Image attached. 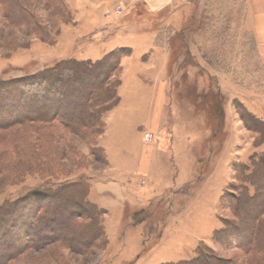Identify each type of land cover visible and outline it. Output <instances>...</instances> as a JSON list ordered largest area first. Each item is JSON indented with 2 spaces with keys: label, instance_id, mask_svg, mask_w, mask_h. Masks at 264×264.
I'll list each match as a JSON object with an SVG mask.
<instances>
[{
  "label": "rangeland",
  "instance_id": "374dc122",
  "mask_svg": "<svg viewBox=\"0 0 264 264\" xmlns=\"http://www.w3.org/2000/svg\"><path fill=\"white\" fill-rule=\"evenodd\" d=\"M9 1L22 6L27 21L8 18ZM246 6L245 0H0V80L36 74L63 59L97 61L116 48L132 50L122 57L120 102L104 114L102 134L88 128L72 132L55 117L0 130V161L5 162L0 204L39 185L83 181L90 185V202L103 211L106 235L82 249L69 233L76 243L69 247L59 233L71 213H49L67 203L46 204L45 212L35 216L41 201L34 198L35 209L17 210V217L30 223L13 219L16 248L0 234L5 239L2 264L176 263L194 258L201 242L225 260L247 264L239 244L221 246L213 239L223 222L250 227L227 200L221 204V197L233 201L236 192L229 187L241 184L239 168L264 155L261 133L251 129L239 109L264 122V57ZM150 33L152 39L141 37ZM53 37L54 43L48 41ZM165 51L161 84L155 60ZM82 82L68 88L77 95ZM214 100L224 113L218 135L212 129L219 125L210 109ZM155 117L159 123L162 118L158 129L151 126ZM15 144L24 149L23 156ZM5 149L15 153L7 155ZM147 151L151 161L145 172L139 162ZM4 157L15 167L8 168ZM36 158L45 164L27 169ZM43 215L63 224L46 229L50 242L35 246L28 237L21 246Z\"/></svg>",
  "mask_w": 264,
  "mask_h": 264
},
{
  "label": "trees",
  "instance_id": "16d2710c",
  "mask_svg": "<svg viewBox=\"0 0 264 264\" xmlns=\"http://www.w3.org/2000/svg\"><path fill=\"white\" fill-rule=\"evenodd\" d=\"M5 4H7L5 7L6 14L13 23L27 21L22 6H19L15 1H9V4ZM42 36L46 37L45 35ZM48 41L54 43L55 39L53 37ZM130 53H132L130 48L121 47L116 48L97 61L77 60L76 58L63 59L55 62L52 67L36 74L16 79L0 80L1 116L5 117L6 110L10 108L9 118L1 119L2 117H0V130L5 129L14 122L21 124L30 122L49 123L55 117L67 123V128L72 132L88 128V130L95 129L94 132L97 131L102 134L105 129L104 114L120 102L118 88L121 85V79L118 77V73L122 71V57ZM112 77H115V79L110 80ZM83 80L84 82H82ZM77 82L85 83V86L76 95L72 93L68 85L70 83H72V86L77 85ZM73 88L75 89V87ZM219 97L217 96V100ZM220 108L221 105L214 100L210 109L216 121L217 117L219 119V125L216 124V127L212 128L216 135L223 132L224 113L221 112ZM239 109H242L240 114L243 118L251 122V129L261 133L264 141V122L249 114L241 105H239ZM15 146L16 153L22 152V156L26 153L24 149L21 151L22 148L19 145L15 144ZM11 150L14 152L13 149H5L3 153L8 155ZM5 157L3 159L6 161V166L14 168L15 165L12 164L14 160L9 159L7 161L8 159ZM42 161V159L36 158L32 163L26 164V168L29 169L36 163L35 167L40 169L45 164ZM2 163L5 162L0 161V168H2ZM50 167L48 166V169ZM237 178L241 184L239 186L232 184L229 187V189L236 192L234 202L229 198L227 199L226 195H222L221 204L227 200L229 203L227 206L243 222H249L250 227L243 229L236 223L223 222L222 228L214 232L213 239L221 246L231 245L232 243L239 244V247L248 255L247 264H264V155L252 157L251 165L248 168H245V166L240 167ZM46 181L49 184H55L49 178H46ZM89 194L90 185L85 184L83 181H64L53 187L45 185L33 187L23 197L0 204V212H3L0 220H4L3 223H0V234L5 233L6 240L12 247L16 248L15 243L18 239L12 237L15 235L14 227L17 224H13V219L16 217L15 221H17L19 218L16 223L21 225L23 223L27 225L30 220L17 217V210L30 206L29 209L32 211L35 209L33 199L39 198L41 201L39 204L41 205L35 210V216L45 212L44 206L46 204L56 201L67 203V206L64 204V208L59 207L62 210H58L56 206V209L49 212L52 215L55 210V213L58 212L62 215L66 212L71 213L66 228H61L59 233L62 237L59 239L60 241L67 242L69 247H74L76 243L82 249L91 247L94 245L95 240L104 237L106 232L102 220L103 211L101 210L100 213L97 205L90 202ZM46 216L39 217L40 222L34 226L31 225L29 232L26 233L27 238H21V246L23 243H27L28 237H32L31 241H36L33 242L35 246L47 243L51 236L45 233L46 229L57 228L59 224H63L58 217L52 216L49 219ZM79 221L85 222V225H88V230ZM69 233L75 236L76 243L72 241ZM4 240L1 237L0 248L4 245ZM83 240L87 243L84 244ZM77 250L80 251V249ZM196 252V256L190 260L165 264H240L218 256L204 242L199 244Z\"/></svg>",
  "mask_w": 264,
  "mask_h": 264
},
{
  "label": "crops",
  "instance_id": "0c3cea01",
  "mask_svg": "<svg viewBox=\"0 0 264 264\" xmlns=\"http://www.w3.org/2000/svg\"><path fill=\"white\" fill-rule=\"evenodd\" d=\"M245 3L247 5L246 6L247 18H249L253 23L252 26L253 29L251 30V32H253V34L255 35L259 53L261 54V56L264 57V0H245ZM104 22L106 23V21ZM134 32H136V30H131V31L128 30V33H134ZM150 34H148V36L142 35L141 37L145 39H149L151 37L150 39H152L155 34L152 33ZM167 58H168V53L167 51H165L163 54L161 53L158 54L155 60L156 62L157 61L160 62V63H156V65L158 67L157 74L159 73L158 77L160 79L161 84L164 82L163 80H165L164 69L166 68L167 65L166 63ZM156 119H157L156 117L155 119H152L153 123L151 126L153 127V129H158L162 121V118L160 119V123L159 121L157 122ZM146 145H150V144H146ZM152 148L153 146L147 149L151 150ZM142 156H146V157L142 159ZM140 158L141 159L139 162V169H142L145 172H147L148 168L150 167V161H151L150 151H147L145 153L142 152Z\"/></svg>",
  "mask_w": 264,
  "mask_h": 264
},
{
  "label": "built area",
  "instance_id": "2783aa9c",
  "mask_svg": "<svg viewBox=\"0 0 264 264\" xmlns=\"http://www.w3.org/2000/svg\"><path fill=\"white\" fill-rule=\"evenodd\" d=\"M145 139L149 140V135L148 134H145Z\"/></svg>",
  "mask_w": 264,
  "mask_h": 264
}]
</instances>
